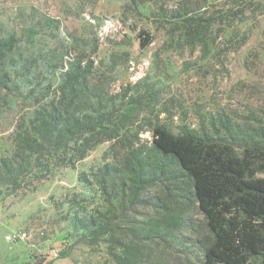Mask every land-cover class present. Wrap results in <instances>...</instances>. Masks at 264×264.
Wrapping results in <instances>:
<instances>
[{
    "label": "trees",
    "instance_id": "1",
    "mask_svg": "<svg viewBox=\"0 0 264 264\" xmlns=\"http://www.w3.org/2000/svg\"><path fill=\"white\" fill-rule=\"evenodd\" d=\"M130 1H153L168 21L186 28L190 40L221 19L208 0H175L172 7L168 0ZM37 33L32 27L23 35L32 42ZM141 33L146 47L153 36ZM20 40L14 34L0 38V90L10 89ZM72 49L48 50L21 72L31 92L50 88L52 77L59 81L48 98L36 95L32 117L16 124L13 151L0 157V193L33 190L109 142L104 158L110 160L78 173L107 205L87 217L73 213L70 222L82 231L81 241L106 243L111 264H165L147 249L153 242L182 246L197 264H264V116L249 112L241 120L218 110L197 128L179 124L173 133L156 90L136 82L114 91L113 67ZM66 202L76 205L75 198ZM191 209L201 225L188 222ZM184 227L193 235H181Z\"/></svg>",
    "mask_w": 264,
    "mask_h": 264
},
{
    "label": "rangeland",
    "instance_id": "2",
    "mask_svg": "<svg viewBox=\"0 0 264 264\" xmlns=\"http://www.w3.org/2000/svg\"><path fill=\"white\" fill-rule=\"evenodd\" d=\"M208 1L221 19L190 40L186 28L168 21L153 1L135 6L130 0H0V38L14 34L21 39L10 89L0 90V157L12 153L16 124L32 117L36 95L48 98L59 81L52 77L50 88L37 86L31 92L21 72L33 60L41 62L48 50L61 54L68 46L112 66V90L136 82L156 90L173 133L179 124L197 128L218 110L241 120L249 112L264 116V0ZM174 5L175 0L167 1L168 7ZM32 27L38 33L28 42L23 34ZM142 30L153 36L146 47H141ZM108 146L96 145L75 169H57L33 190L3 189L0 264H47L67 252L78 264H111L106 243L85 244L79 239L82 231L70 222L75 211L87 217L107 208L97 187L79 181L78 173H91L109 161L104 158ZM68 198H75L76 205L70 206ZM187 216L191 225H201L195 209ZM192 233L180 230L181 235ZM147 249L165 264H197L182 246L153 242Z\"/></svg>",
    "mask_w": 264,
    "mask_h": 264
},
{
    "label": "crops",
    "instance_id": "3",
    "mask_svg": "<svg viewBox=\"0 0 264 264\" xmlns=\"http://www.w3.org/2000/svg\"><path fill=\"white\" fill-rule=\"evenodd\" d=\"M51 264H72V261L68 257H60L53 260Z\"/></svg>",
    "mask_w": 264,
    "mask_h": 264
},
{
    "label": "built area",
    "instance_id": "4",
    "mask_svg": "<svg viewBox=\"0 0 264 264\" xmlns=\"http://www.w3.org/2000/svg\"><path fill=\"white\" fill-rule=\"evenodd\" d=\"M54 257H56L57 256V252H53V254H52Z\"/></svg>",
    "mask_w": 264,
    "mask_h": 264
}]
</instances>
